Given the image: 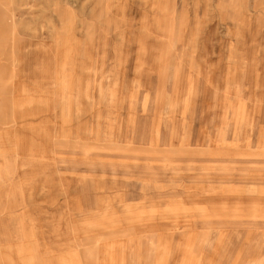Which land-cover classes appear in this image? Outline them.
Wrapping results in <instances>:
<instances>
[{
	"label": "rangeland",
	"instance_id": "1",
	"mask_svg": "<svg viewBox=\"0 0 264 264\" xmlns=\"http://www.w3.org/2000/svg\"><path fill=\"white\" fill-rule=\"evenodd\" d=\"M0 264H264V0H0Z\"/></svg>",
	"mask_w": 264,
	"mask_h": 264
}]
</instances>
